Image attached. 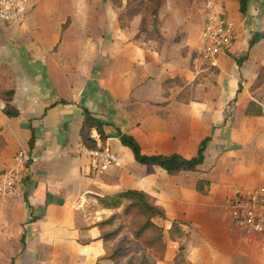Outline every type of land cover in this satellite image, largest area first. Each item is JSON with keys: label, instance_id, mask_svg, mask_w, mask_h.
I'll return each instance as SVG.
<instances>
[{"label": "crops", "instance_id": "1", "mask_svg": "<svg viewBox=\"0 0 264 264\" xmlns=\"http://www.w3.org/2000/svg\"><path fill=\"white\" fill-rule=\"evenodd\" d=\"M39 1L30 0L24 22L0 21V90H14L10 104L20 111L6 115L0 99V172L21 148L34 155L22 196L0 202V264H124L107 257L115 240L100 222L113 209L98 196L127 189L148 192L169 219L183 220L190 264H264V232L245 236L228 209L237 193L264 187V37L250 46L264 33V0H247L246 13L241 0H224L238 39L216 65L199 57L200 31L190 23L180 42L166 32L179 27L183 0L162 1L164 40L140 33L142 16L124 17V6L100 17L82 0ZM85 109L105 123L119 157L103 173L85 152ZM119 131L147 154L188 158L211 139L199 170L170 175L138 163ZM200 179L210 182L207 194ZM204 232L222 241L196 243Z\"/></svg>", "mask_w": 264, "mask_h": 264}, {"label": "trees", "instance_id": "2", "mask_svg": "<svg viewBox=\"0 0 264 264\" xmlns=\"http://www.w3.org/2000/svg\"><path fill=\"white\" fill-rule=\"evenodd\" d=\"M137 1L138 0H122L121 3L124 2L122 5L125 7L122 15L124 17H127L128 19H133L135 16L141 15L142 17L139 26V32L145 33L148 38H152L155 40H158V38H160V40H164L159 31V11L162 6L163 0H150V4L147 5L145 0H141L140 2ZM246 4L247 0H241V11L243 13H246ZM262 37H264V33H255L250 42V46H253ZM245 58L246 57L238 58V64H241ZM260 78L261 75L259 76V79ZM14 94V90H0V99L6 102L3 109L4 113L10 117H16L20 114V111L10 104L13 101ZM104 126V122L95 117L88 109H85L84 123L81 129V137L83 143L88 148H97L95 139L91 137L93 129H96L99 132L104 145H108V136L106 135ZM119 137L122 144L130 148L135 160L138 163L151 167H162L170 175H177L182 171L199 170L200 165L205 160V152L211 139V137L209 136L203 139L199 145L198 153L195 156L188 158L179 153L147 154L143 151L140 142L134 135L119 131ZM35 139L36 137L33 133L29 141L31 147L34 146ZM209 189L210 182L208 180L200 179L198 181V191L203 194H207L209 192ZM98 200L102 206L111 208L113 210L122 206L123 201L129 202L126 210L132 207L137 208L139 215L141 216L140 228L137 232L138 236H142L148 230H154V232H156V238L158 240L159 246L162 248L161 260L164 259L167 248V243L165 241L166 230L164 226L157 223L155 219L158 218L167 220L169 218L166 213V209L162 205H159L151 194L140 189H127L113 195H107L105 197L98 196ZM113 217L114 216H110L106 221L100 222V225H105L106 223L109 224V222L113 220ZM182 223L183 222L181 220L174 219L171 221V227L169 228L170 238L180 243V248L175 256V264H182L183 262L180 260V258H183L185 255V245L183 244V240L185 237H187V233L183 230ZM103 237L111 238L113 237V234L105 232ZM120 253L121 250L117 245L112 253L108 254L107 257L120 261ZM156 262H154V264H156Z\"/></svg>", "mask_w": 264, "mask_h": 264}, {"label": "built area", "instance_id": "3", "mask_svg": "<svg viewBox=\"0 0 264 264\" xmlns=\"http://www.w3.org/2000/svg\"><path fill=\"white\" fill-rule=\"evenodd\" d=\"M30 0H0V21L19 24L25 21ZM200 30L199 57L216 65L221 55L233 50L238 39L237 22L228 15L224 3L207 0ZM91 137L97 143L96 149H85L96 173L107 171L119 162V157L108 145H104L99 132L92 130ZM34 155L30 149L21 148L10 164L0 172V202L19 199L23 194L27 172ZM82 208V204H78ZM233 223L247 234L264 232V187H258L233 196L228 205Z\"/></svg>", "mask_w": 264, "mask_h": 264}, {"label": "rangeland", "instance_id": "4", "mask_svg": "<svg viewBox=\"0 0 264 264\" xmlns=\"http://www.w3.org/2000/svg\"><path fill=\"white\" fill-rule=\"evenodd\" d=\"M82 1H83L82 3L83 5L98 6V9L100 11V17L103 16L102 10L105 11L107 8L112 7L115 16H117V14H120L119 11L124 8L122 5L124 2L121 3L122 0H113V1L112 0H82ZM140 1L141 0H138L137 2ZM206 1L207 0H183L182 3L184 5L183 6L184 9L180 8V12L176 13L179 27L168 28L166 32H168V30H171L174 35L173 37H176L177 41L180 42V40H182V38L186 34L184 31V26L186 27L187 24L190 23L192 28H195L196 32H198V30L200 31L203 25V14H204L203 10L205 8ZM216 1H220V2L222 1L223 3H225L224 0H216ZM145 2L146 5L150 4V0H145ZM30 4L33 5L34 4L33 1L30 2ZM229 6L232 9V5ZM231 9L230 11L233 10ZM164 18H165L164 26L169 27L166 14ZM174 20L175 18L173 19V21ZM143 36L144 34H141L139 37L142 38ZM128 204H129L128 201H123L122 206L113 210L112 213H108L114 217L113 220L109 222L106 232L113 234V237L111 238H114L115 240V247L118 245L121 250L120 261L123 262L124 264H154V262L158 260V264H174L175 256L180 248V243L178 241L171 239L169 236V228L171 227L172 219L169 220H163L158 218L155 219L156 222L158 223L159 221L160 225L164 226L166 230L165 241L167 243V248H166L165 257L163 260H161L162 248L159 246L158 240L156 238V232H154V230H148L142 236H138L137 232L140 228L141 216L139 215V212L135 207L126 210ZM234 227L237 228L236 225ZM246 234L247 233L244 232L245 236ZM201 237H202L201 239H199L198 237L196 238V243L200 242L202 245L206 244L207 246H210L214 244V241L216 240L219 242L222 241V236L219 234V232L216 234V236L212 234L208 235V233L204 232L203 236L201 235ZM185 239L186 238H184V240ZM180 260L183 262L182 264H190L186 255H184L183 258H180Z\"/></svg>", "mask_w": 264, "mask_h": 264}]
</instances>
